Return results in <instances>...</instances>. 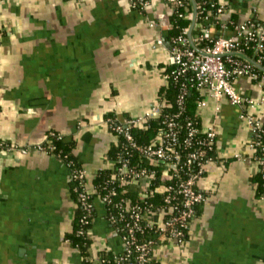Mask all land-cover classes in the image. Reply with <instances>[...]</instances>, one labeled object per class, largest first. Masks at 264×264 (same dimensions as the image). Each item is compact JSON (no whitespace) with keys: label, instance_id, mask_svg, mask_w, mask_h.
Here are the masks:
<instances>
[{"label":"crops","instance_id":"1","mask_svg":"<svg viewBox=\"0 0 264 264\" xmlns=\"http://www.w3.org/2000/svg\"><path fill=\"white\" fill-rule=\"evenodd\" d=\"M225 7L219 20H264V0H209ZM173 6L151 0H5L0 4V264H84L68 238L77 214L70 168L36 146L50 131L63 135L75 159L96 174L111 168L117 139L105 123L142 116L165 94L171 66ZM213 36L230 35L218 23ZM237 88L264 99L255 81ZM204 124L218 129L216 156L199 187L206 200L190 224L186 249L160 244V264H264V193L248 151L240 107L204 95ZM264 120V105L257 109ZM88 257L121 251L120 238L95 198ZM104 249V250H102Z\"/></svg>","mask_w":264,"mask_h":264},{"label":"built area","instance_id":"2","mask_svg":"<svg viewBox=\"0 0 264 264\" xmlns=\"http://www.w3.org/2000/svg\"><path fill=\"white\" fill-rule=\"evenodd\" d=\"M4 1L0 0V4ZM163 1L173 7H186V0ZM131 2L134 7H146L151 0ZM213 6L215 16L211 17L210 11L203 16L206 25L197 23L201 33L196 39L209 43L198 48L196 39L193 35L189 36L188 28L170 43L171 66L165 78L167 87H178L174 109L170 110L172 105L163 94L157 104L142 116L125 121L111 116L105 119L110 130L117 137L122 136L124 141L114 160V171L104 185L89 184L88 170L57 153L52 141L48 140L45 144L47 135L36 146L63 161L71 170V177L76 182L77 205L82 210L77 236L89 237L97 198L105 207L107 219L121 240V251H111L96 258L87 257L90 262L159 264L154 255L157 246L169 243L183 250L187 244L190 223L207 197L199 187V181L206 172L207 163L213 160L209 153L215 149L218 136L216 124H204L198 111L194 116H183L185 100L192 89L202 96L197 101V108L207 106L205 94L216 100V114L221 109L223 98L240 107L239 117L251 132L247 144L251 157L257 162L258 171L264 179V120L257 110L264 105V99L245 96L237 88L239 79L247 77L264 91V20H219L225 7ZM189 16L193 17V14ZM213 22L218 23L223 32L231 31V34L213 36L209 30ZM249 52L253 56L250 57ZM159 118L160 131L152 142L139 143L131 129ZM50 135L62 138V134L56 131H50ZM4 148L24 153L28 150L27 147L20 148L0 140V150ZM131 188L137 191L138 200L135 202L129 197ZM156 194H160V200H157ZM75 247L80 250V244Z\"/></svg>","mask_w":264,"mask_h":264},{"label":"trees","instance_id":"3","mask_svg":"<svg viewBox=\"0 0 264 264\" xmlns=\"http://www.w3.org/2000/svg\"><path fill=\"white\" fill-rule=\"evenodd\" d=\"M218 6V4L214 1H209V0H186V7H173L172 10V14H171V28L169 30V36H168V40L171 41L173 40V38L177 37L178 35H180L182 33V31L184 29H190L191 24L193 22V18L195 17V24L192 30V35L194 37V39L197 38V35H199L201 33V30L199 29V27L197 26V23L202 22L203 25H206V22L203 20V16H205L207 13H209L211 11V17L215 16V8L214 5ZM179 13H185L187 16H180ZM192 13L193 17H190L189 14ZM237 22V21H236ZM206 43H209V41H203V42H198V40L196 39V46L198 48H201L202 46H204ZM250 57L253 56V54L251 52H249ZM170 69V68H169ZM178 93V87L175 85H170L169 87L166 88L165 90V95L167 100L169 101V103H171L172 105V109H174L175 106V99ZM202 98V96L199 94V92L195 89H192L185 100V111H184V117L185 116H194L196 114L197 111V101L198 99ZM161 124V118L159 119H155V120H151L149 122V124H145L143 126L140 127H134L131 129V132L134 134L136 140L139 143H143V144H148L151 143L152 140L155 138V136L159 133V129H160V125ZM47 139L44 141L45 144H47L48 140L52 141L55 146H56V152L57 153H61V155L63 157L69 160H73L76 164V166L78 167H82L81 164L75 159L74 155L72 154V147L71 145L67 144L64 141L63 135L61 139H57L55 137H52L50 135V132H48L47 134ZM123 137L119 136L118 137V144H115L114 146L111 147L109 153H108V157L111 160H115L117 157V154L121 151L122 147H123ZM190 149V148H188ZM210 156L213 157V159L216 156V144H215V149L209 153ZM114 165L111 168H107V169H103L100 170L97 174L96 177L93 180V184L95 186H102L106 183V181L110 178V176L112 175L113 171H114ZM254 181L256 183V187H257V192L258 194H263L264 193V179L262 178L260 172L258 171L257 174L254 176ZM76 185V182H74ZM74 185V187H75ZM73 187V193L77 198V193L75 192ZM130 194L129 197L131 198V200L133 202L138 200V196H137V191L134 188H131L129 190ZM157 200H160V194H156L155 195ZM82 213L81 208L78 206L77 209V214H76V218L74 221V228L73 231L68 234V238L71 240V242L76 245V244H80V250L84 256V264H96L93 262H90L87 260L88 257V248L90 246L91 243V239L89 237L85 238H81L79 236H77L76 231L79 227V217ZM92 225V224H91ZM91 227V226H90ZM86 242V244L84 243ZM111 251H107L104 250L102 251L99 255H107L110 254ZM160 264V263H159Z\"/></svg>","mask_w":264,"mask_h":264},{"label":"rangeland","instance_id":"4","mask_svg":"<svg viewBox=\"0 0 264 264\" xmlns=\"http://www.w3.org/2000/svg\"><path fill=\"white\" fill-rule=\"evenodd\" d=\"M224 100H227L226 98H224ZM204 107H202V108H197V111L198 112H200V110L201 109H203ZM243 124H245V126H247L246 125V122L243 120ZM250 131V130H249ZM111 133L113 134V136L115 137V138H118L112 131H111ZM250 138H251V132H250ZM250 140V139H249ZM117 142H118V139H117ZM249 142V141H248ZM248 151L249 152H251V149L248 147ZM110 163H111V167L114 165V161L113 160H111L110 159ZM253 163L256 165V172H258V164H257V162L255 161V160H253ZM89 172V171H88ZM90 176V172H89V175H88V177ZM92 187H90V189H91ZM77 207H78V205H77ZM192 222V221H191ZM191 224V223H190ZM89 238L91 239V236H90V233H89ZM186 246H187V244H185L184 246H183V249H186ZM176 248H178V247H176ZM179 250H180V248H178ZM102 250H104V249H102ZM154 255H155V253H154ZM155 258H156V255H155ZM157 259V258H156Z\"/></svg>","mask_w":264,"mask_h":264},{"label":"water","instance_id":"5","mask_svg":"<svg viewBox=\"0 0 264 264\" xmlns=\"http://www.w3.org/2000/svg\"><path fill=\"white\" fill-rule=\"evenodd\" d=\"M193 2H194V0H193ZM195 17H196V16H194V18H193V22H192L191 27H190V30H189V36H190V37L192 36V30H193V27H194V24H195Z\"/></svg>","mask_w":264,"mask_h":264}]
</instances>
